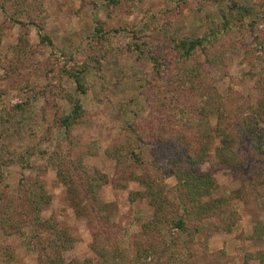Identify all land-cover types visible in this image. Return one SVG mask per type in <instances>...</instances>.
<instances>
[{
  "label": "rangeland",
  "instance_id": "374dc122",
  "mask_svg": "<svg viewBox=\"0 0 264 264\" xmlns=\"http://www.w3.org/2000/svg\"><path fill=\"white\" fill-rule=\"evenodd\" d=\"M231 1L119 0L114 6L109 0H40L47 13L46 19L42 20L43 33L50 44L41 42L37 30L27 24L26 18H21L28 25L24 28L9 21L0 10V93L4 94L0 102L10 107L28 101L31 112L30 118L20 126H10L4 131L0 125V132H3L0 145L10 150L11 156V161L3 169L8 176V192L16 195L24 177L40 178L44 182L50 202L40 217L56 223L72 239V248L62 255L65 263L98 261L92 251L97 222L105 230L106 238L111 239L109 233H112L128 257L135 256L134 246L139 243L136 246L139 248L145 243L140 235L142 225L153 217L152 207L138 195L144 187L131 176L132 173L142 177L149 168L118 169L115 161L105 154L118 135L125 134L127 126L140 125L152 119L155 123L161 120L150 111L154 91L150 86L153 85L152 63L137 51L132 36L126 30L142 21L144 16H153L154 24L143 41L148 42L149 47L162 51L169 47L172 37H201L220 22L221 11L230 6ZM235 2L252 9V14L245 19L243 35H239L234 46L229 45L224 54V77L216 83V90L227 101L233 95L234 103L243 106L245 100L254 102L264 95V54L253 50L258 48L257 39L261 37L262 26L249 31L252 19L264 15V0ZM98 27H102L106 35L101 42L97 40L100 34L96 35L95 29ZM26 30L30 50L23 52L18 47V37ZM221 41L226 46L235 40L226 38ZM148 46L143 49L147 51ZM74 64L82 65L85 70L83 94L76 91L71 78L63 77L60 81L58 78L62 66ZM20 84H28L30 89L26 90ZM60 84L66 92L80 99L85 110L82 122L73 127L72 135L81 144L95 148L93 156L83 157V165L88 174L98 173L105 178V183L97 191L98 203L106 206L105 217L95 219L90 215L89 218H78L64 186L56 178V169L47 165L49 154L68 147L62 130L54 124L55 116L65 115L71 110L69 103L57 93L56 86ZM188 105L192 106L191 103ZM195 108H190L189 121L198 119ZM162 119V123L167 124L163 132L168 137L183 130L182 127L176 128L168 119ZM209 122L213 130L209 132V138L204 139L208 156L200 164V169L215 180L213 198H229L240 220L229 233L214 231L208 238V251L222 252L224 257L218 259V264H243L246 254L264 251V242L250 238L255 222L264 220V211L260 209L261 206L264 208V200L260 208L248 209L240 200L230 196L231 192L246 189V186L244 188L236 171L219 162L217 155L221 143L214 130L216 117L211 115ZM259 125L264 133V120ZM185 133L199 141L194 128L187 131L185 127ZM140 150L142 161L149 164L155 146L146 141ZM26 151L32 153L30 169L20 167V155ZM75 157L72 154L71 159ZM165 176L166 187H174V178L167 172ZM243 177L252 180L247 172ZM86 206L88 210L97 208L93 203ZM22 209L19 215L24 219L29 210L27 207ZM26 221L25 218L20 222ZM166 240L169 241L168 236ZM194 251L200 250L195 247ZM37 260V255L25 247L19 235L0 229V264H38Z\"/></svg>",
  "mask_w": 264,
  "mask_h": 264
},
{
  "label": "trees",
  "instance_id": "16d2710c",
  "mask_svg": "<svg viewBox=\"0 0 264 264\" xmlns=\"http://www.w3.org/2000/svg\"><path fill=\"white\" fill-rule=\"evenodd\" d=\"M118 1L109 0L114 6ZM0 2V10L9 21L24 28L27 24L33 26L42 43H51L43 33L42 20L46 19L47 13L40 0ZM251 14L252 9L232 0L231 5L221 11L220 22L201 37H172L169 39V47L162 51L149 47V43L143 41L154 24L153 16H144L142 21L126 30L132 36L137 51L152 63L153 85L150 86L154 91L150 111L161 119L156 123L152 119L140 125L127 126L125 134H119L105 150L106 156L115 161L118 169L149 168L144 169L142 177L131 173L132 179L144 187V191L138 195L146 199L153 210L152 219L142 225L139 234L145 243L139 248L136 247L139 243L134 246L135 256L129 258L126 250L117 245L112 233H109L111 239L106 238L105 230L97 222L92 251L98 261L65 263L62 255L72 248V239L56 223L40 217L43 208L50 202L44 182L40 178L24 177L16 195L8 192V176L3 169L11 161V156L10 150L4 145H0V229L8 234L19 235L25 247L37 255L38 264H218V259L224 256L222 252L208 251V238L217 230L229 233L240 220V215L230 204L229 198H213L215 180L200 169V164L208 156V146L204 139L210 136L211 115L216 117L214 130L221 143L217 158L221 164L236 171L244 188L246 186V189L231 192L230 196L240 200L248 209L260 208L264 200V133L259 125L264 120V95L254 102L245 100V104L239 106L234 103L233 95L227 101L216 90V83L224 77V54L229 45L234 46L239 35H243L245 19ZM21 18H26L28 23L25 24ZM257 26H262V34L257 39L258 48L253 50L264 54L263 14L252 19L249 31ZM95 30L96 35L100 34L97 40H104L106 35L102 27ZM226 38L235 41L224 46L221 40ZM18 41L20 51L30 50L27 30L18 37ZM144 46L149 47L147 51L143 49ZM84 71L82 65H65L60 68L58 78L59 81L63 77L71 78L76 91L83 94ZM20 87L30 89L28 84H20ZM56 88L60 97L71 106L69 113L55 116L54 119L68 147L49 154L47 165L56 169V178L64 186L68 201L78 218H89L90 215L95 219L98 216L105 217L103 213L106 206L100 205L97 197V191L105 183V178L98 173L88 174L83 165V157L93 156L95 148L93 145L81 144L72 135L73 127L82 122L85 110L80 99L66 92L61 84ZM3 96L0 93V100ZM189 103L196 106L198 119L188 120L192 107H189ZM30 114L28 101L10 107L0 102V125L4 131L10 126H20L30 118ZM162 117L183 130L168 137L163 132L167 124L162 123ZM185 127L187 131L194 128L198 132L199 141L187 136ZM146 141L155 146L149 164L142 161L140 150ZM72 154L76 156L75 159H71ZM20 158V167L30 169L32 153L26 151ZM166 172L175 180L174 187L170 189L165 184ZM245 172L252 180L243 177ZM89 203L97 205V208L88 210L86 205ZM25 207L29 213L22 219L19 213ZM260 209L264 211L262 206ZM25 218L27 221L21 223ZM167 236L169 241L166 240ZM250 238L252 241L264 242V220L255 222ZM195 247L200 251L196 253ZM250 261L264 264V251L246 254L243 264Z\"/></svg>",
  "mask_w": 264,
  "mask_h": 264
}]
</instances>
